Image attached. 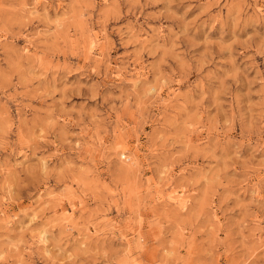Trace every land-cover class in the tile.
<instances>
[{"label": "rangeland", "instance_id": "rangeland-1", "mask_svg": "<svg viewBox=\"0 0 264 264\" xmlns=\"http://www.w3.org/2000/svg\"><path fill=\"white\" fill-rule=\"evenodd\" d=\"M0 264H264V0H0Z\"/></svg>", "mask_w": 264, "mask_h": 264}]
</instances>
